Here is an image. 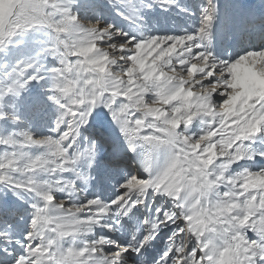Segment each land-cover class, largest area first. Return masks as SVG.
<instances>
[{"label": "snow or ice", "instance_id": "snow-or-ice-1", "mask_svg": "<svg viewBox=\"0 0 264 264\" xmlns=\"http://www.w3.org/2000/svg\"><path fill=\"white\" fill-rule=\"evenodd\" d=\"M0 264H264V0H0Z\"/></svg>", "mask_w": 264, "mask_h": 264}]
</instances>
